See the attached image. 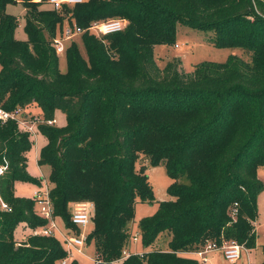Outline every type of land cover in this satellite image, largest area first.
I'll return each instance as SVG.
<instances>
[{
    "label": "trees",
    "instance_id": "trees-1",
    "mask_svg": "<svg viewBox=\"0 0 264 264\" xmlns=\"http://www.w3.org/2000/svg\"><path fill=\"white\" fill-rule=\"evenodd\" d=\"M16 3L0 0V107L38 110L36 133L45 143L37 164L49 168L54 215L65 228L80 232L71 204L93 203L86 243L104 261L120 259L133 244L137 202H154L144 157L164 165L172 198L138 220V242L146 248L167 231L168 250L112 264H200L183 253L223 240L255 248L264 190L257 175L264 167V0H83L59 10L21 0L25 40L15 37L18 19L6 11ZM112 18L125 27L99 37L88 30ZM178 24L212 32L214 46L242 48L250 61L230 55L185 72L174 58L160 68L154 47L174 43ZM67 25L81 30L85 56L68 41L62 72L52 40ZM56 110L64 125L46 123ZM31 146L15 120L0 121V264H55L67 255L52 236L17 240L20 226L46 223L34 200L14 191L18 181L41 184L27 171Z\"/></svg>",
    "mask_w": 264,
    "mask_h": 264
},
{
    "label": "rangeland",
    "instance_id": "rangeland-1",
    "mask_svg": "<svg viewBox=\"0 0 264 264\" xmlns=\"http://www.w3.org/2000/svg\"><path fill=\"white\" fill-rule=\"evenodd\" d=\"M16 4H8L6 11L18 19L19 26L15 30V37L19 40H25L26 35L23 29L24 26V13L25 9L18 0H14ZM213 35L210 31H202L199 29H193L183 24H178L175 34V40L172 44H158L154 47L155 60L160 68H163L169 60L178 58L181 61V67L185 72H191L193 65L202 61H215L223 62L230 55H237L242 60L249 62L250 55L244 49L216 47L210 41L209 38ZM99 37V35H96ZM77 43L81 53L85 56V50L81 42L80 34L73 36L72 38ZM59 68L62 72L66 71V59L65 54H59ZM27 119L36 120L41 118L36 108L23 109ZM56 120L55 125L61 126L66 122L65 115L60 111L56 110L54 113ZM45 138L42 134L37 133L36 138L32 141V146L27 152V171L28 173L36 178L47 180L49 168L47 166H39L37 164V158L39 155L40 148L44 145ZM139 164H145L146 174L149 177V182L154 192L153 203L137 202L135 206V221L131 224L132 234L137 231L136 225L140 218L150 215L156 209L159 201L169 200L172 197L168 194V186L171 183V178L167 175L163 164L149 165L144 157L139 159ZM257 175L260 180L264 182V167H260ZM43 177V178H42ZM42 184V182H41ZM43 185V184H42ZM49 185V184H48ZM39 185L31 182L18 181L15 183L14 191L17 195L22 197H30L32 191ZM257 208L258 215L254 227H256V246L253 249H248V254L242 251L241 258L234 264H247L248 261L251 264H261L264 262V190L260 192L257 197ZM71 210V207H70ZM56 224L59 230L63 231L65 228L64 222L61 218H56ZM93 228L92 222L86 227H79L80 233L86 236L91 232ZM24 228L21 226L19 229V235L17 240L23 241L22 238ZM25 234V233H24ZM58 239L59 237L56 236ZM170 239V233L164 231L160 233L155 241L148 247L143 248L140 242L132 244L130 249L131 253H140L142 250H168V241ZM95 256V247L91 241L87 246L84 247L83 254L74 253L73 256H68L67 264H71L73 260H76L78 264H93L92 258ZM222 264H230L224 259L220 258Z\"/></svg>",
    "mask_w": 264,
    "mask_h": 264
},
{
    "label": "built area",
    "instance_id": "built-area-1",
    "mask_svg": "<svg viewBox=\"0 0 264 264\" xmlns=\"http://www.w3.org/2000/svg\"><path fill=\"white\" fill-rule=\"evenodd\" d=\"M20 1V0H18ZM35 3L48 5L54 10L61 9L64 5H74L81 3L83 0H32ZM126 25V21L120 18H112L103 21L94 22L88 30L95 35H107L121 31ZM81 30L75 25L65 26L62 34L57 35L52 40V46L55 49V52L59 55L62 54L66 48V43L72 40L73 36L80 34ZM7 120H15L18 128L22 131H26L30 134V138L33 141L36 138V125L41 119L37 118L36 120L27 119V115L24 114L22 108H17L13 111H8L0 107V121L5 122ZM47 124H55L56 120L51 119L46 121ZM6 168V164L0 166V174ZM42 184H40L34 191L31 196V199L34 200V210L35 213L46 220V223L42 226L36 228H26L22 234L24 239L27 236H52L57 238L66 251V257L73 256L74 253L83 254L84 247L87 246L86 235L83 233H75L72 229L64 228L63 231L59 230L56 224V217L54 215L53 204L49 196V185L44 180L41 179ZM2 206L6 208V205L2 203ZM94 212V205L91 202H75L71 204L70 210V221L71 223L79 228L86 227L92 222V216ZM237 209L234 207L231 209L230 215L234 220L236 216ZM25 233V234H24ZM139 233L138 231L133 232L132 242H138ZM219 252L222 258L230 263L234 264L241 258L242 251H245L248 254V248L244 245L237 243L234 240H223L221 244L216 242H206L201 248L194 250L192 252H187L192 254L198 260L200 264H209L208 254L210 252ZM130 249L125 248L122 252V257L116 261L107 262L94 256L91 260L93 264H112L117 261L122 260L123 258L130 255ZM63 258L55 264H67V258ZM247 264H251L249 261Z\"/></svg>",
    "mask_w": 264,
    "mask_h": 264
},
{
    "label": "crops",
    "instance_id": "crops-1",
    "mask_svg": "<svg viewBox=\"0 0 264 264\" xmlns=\"http://www.w3.org/2000/svg\"><path fill=\"white\" fill-rule=\"evenodd\" d=\"M259 170V169H258ZM43 178V177H42ZM258 178H259V176H258ZM260 179V178H259ZM45 180V179H44ZM47 183H48V181L47 180H45ZM35 190V189H34ZM33 190V191H34ZM33 191H32V194H33ZM15 194H16V192H15ZM32 194H31V196H32ZM17 195V194H16ZM17 196H19V195H17ZM31 196H30V198H31ZM258 201V200H257ZM256 222V221H255ZM21 227V226H20ZM20 227L18 228V230H17V236L20 234L19 233V229H20ZM23 228H24V226H22ZM255 231H256V227H255ZM264 246V245H263ZM183 255L184 256H188V257H194L192 254H190V253H183ZM208 258H209V264H222L221 262H220V258H222V256L219 254V252H215V251H213V252H210L209 254H208ZM223 259V258H222ZM225 261V260H224Z\"/></svg>",
    "mask_w": 264,
    "mask_h": 264
}]
</instances>
